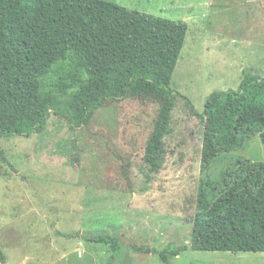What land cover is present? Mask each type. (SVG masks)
Wrapping results in <instances>:
<instances>
[{"label":"rangeland","instance_id":"1","mask_svg":"<svg viewBox=\"0 0 264 264\" xmlns=\"http://www.w3.org/2000/svg\"><path fill=\"white\" fill-rule=\"evenodd\" d=\"M108 1L188 23L172 87L200 113L211 93L237 90L245 68L264 76V0ZM158 110L127 99L97 111L89 129L52 117L43 134L0 138V264H107L110 247L88 241L97 234L119 238L121 264H163L136 248L189 244L201 188L218 193L225 177L264 163L261 130L254 129L243 148L205 167L204 127L179 100L164 168L146 180ZM171 261L264 264V252L188 250Z\"/></svg>","mask_w":264,"mask_h":264},{"label":"trees","instance_id":"2","mask_svg":"<svg viewBox=\"0 0 264 264\" xmlns=\"http://www.w3.org/2000/svg\"><path fill=\"white\" fill-rule=\"evenodd\" d=\"M188 32L185 21L108 0H0V138L43 134L52 117L89 129L104 107L152 102L159 110L142 170L152 180L166 163V140L182 100L204 127L205 167L243 148L254 129L264 144V76L245 68L239 88L211 93L203 113L172 87ZM190 221L189 244L136 250L158 255L163 264L188 250L264 252V163L225 177L218 193L201 188ZM88 241L110 247L107 264H121L119 238L97 234ZM0 259L5 262L2 252Z\"/></svg>","mask_w":264,"mask_h":264}]
</instances>
